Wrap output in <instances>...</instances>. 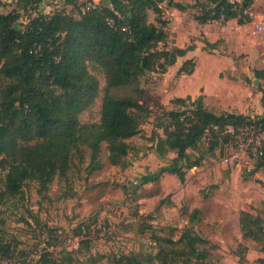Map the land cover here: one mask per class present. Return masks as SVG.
Here are the masks:
<instances>
[{
    "label": "rangeland",
    "instance_id": "obj_1",
    "mask_svg": "<svg viewBox=\"0 0 264 264\" xmlns=\"http://www.w3.org/2000/svg\"><path fill=\"white\" fill-rule=\"evenodd\" d=\"M174 1L181 5L161 3L167 20L166 46L194 44V49L178 57L165 72L140 77L143 91L136 98L147 111L139 133L126 140L130 164L126 168L109 164L103 142L101 168L90 171L89 152L85 150L81 158L74 155L66 176H55L47 190L40 192L36 182L28 181L22 198H0V242L8 244L11 254L7 264H34V251L46 238L54 246L55 256L61 248L71 251V264H109L108 256L121 254L152 257L161 246L157 238L176 240L186 227L208 240L206 264H263L259 260L264 257V240L243 236L240 217L245 211L264 220V168H255L248 155L223 164L222 156L233 148L230 138L224 139V132L212 149L209 134L195 148L187 149L189 158L199 159V165L190 168L174 159L175 151L159 154L156 141L163 137L160 115L179 109L173 102L178 97L193 100L201 96L204 106L214 113L262 116L264 78L257 77L256 70H264V42L253 32L250 20L198 23L194 18L198 5L209 0ZM3 2L0 12L18 10L16 26H23L32 13L29 6L21 8L25 0ZM93 2L118 4L117 0ZM87 3L78 0L77 6H70L62 0H41L38 9L44 13L64 10L77 18ZM248 11L264 17V0H254ZM154 16L149 12L148 20L154 21ZM187 58L195 60L193 72L178 73ZM88 68L99 81V91L94 102L79 114L83 124L99 122L105 90L101 70L91 62ZM111 91L115 95L130 93L120 87ZM176 169L183 171V181ZM4 175L0 168V192ZM82 224L84 238L89 241L74 247ZM262 226L264 232V222Z\"/></svg>",
    "mask_w": 264,
    "mask_h": 264
},
{
    "label": "trees",
    "instance_id": "obj_2",
    "mask_svg": "<svg viewBox=\"0 0 264 264\" xmlns=\"http://www.w3.org/2000/svg\"><path fill=\"white\" fill-rule=\"evenodd\" d=\"M40 1L25 0L21 8L29 6L32 13L21 27L16 26L18 10L0 12V168L5 171L0 198H22L28 181L36 182L40 192L47 190L55 176H66L74 155L81 158L85 150L90 171L101 168L103 142L108 163L126 168L130 164L126 140L139 133L147 111L136 98L143 91L140 77L165 72L178 57L194 49V44L166 46L167 20L161 3L181 5L174 0H117L112 6L88 0L77 18L64 10L41 12ZM62 1L78 4V0ZM253 2L209 0L198 5L194 18L201 24L231 18L244 23L250 20L248 9ZM149 12L155 14L154 21L148 20ZM90 62L104 74L105 90L99 122L83 124L79 114L99 91V81L88 68ZM194 67L195 60L187 58L178 73L190 74ZM256 76L264 78V70H256ZM116 87L130 93L115 95L111 90ZM173 102L180 108L161 113L163 137L157 138L156 150L161 155L175 151L174 159L184 161L186 167L199 165V159L189 158L187 149L195 148L205 134H209L211 149L222 132L224 139L230 138L229 127L247 125L264 134V113L255 118L214 113L204 106L201 96L178 97ZM251 159L255 168H264V152ZM174 172L183 181V171ZM263 222L241 212L243 236L262 242ZM157 240L161 246L152 257L121 254L107 260L109 264H206L208 240L191 227L184 228L176 240ZM88 241L83 238L80 243ZM57 253L44 251L34 264H71V251L63 248ZM9 256L8 244L0 242V259L7 261ZM259 261L264 264V257Z\"/></svg>",
    "mask_w": 264,
    "mask_h": 264
},
{
    "label": "built area",
    "instance_id": "obj_3",
    "mask_svg": "<svg viewBox=\"0 0 264 264\" xmlns=\"http://www.w3.org/2000/svg\"><path fill=\"white\" fill-rule=\"evenodd\" d=\"M248 14L250 16V24L253 32L258 35L261 41L264 42V17L259 15V13H253L249 11ZM227 131L230 133V142L233 148L231 149V151H229V153H226L222 156L221 162L223 164L229 165L233 162H238L243 155L253 157L264 152V134L261 132H257L251 126L245 125L236 129L229 127ZM80 232L81 234L74 237V247H76L79 244L80 240L84 238V234L86 232L84 224L80 226ZM47 240L48 239L46 238V240L40 245V247L34 251V257L36 259L42 252H52L55 249L52 244H49L47 246ZM0 264H7V261L0 259Z\"/></svg>",
    "mask_w": 264,
    "mask_h": 264
},
{
    "label": "crops",
    "instance_id": "obj_4",
    "mask_svg": "<svg viewBox=\"0 0 264 264\" xmlns=\"http://www.w3.org/2000/svg\"><path fill=\"white\" fill-rule=\"evenodd\" d=\"M190 52V51H189ZM187 54V53H186Z\"/></svg>",
    "mask_w": 264,
    "mask_h": 264
}]
</instances>
